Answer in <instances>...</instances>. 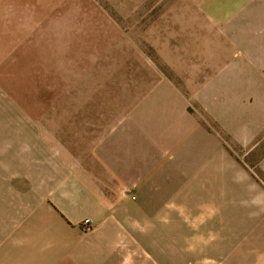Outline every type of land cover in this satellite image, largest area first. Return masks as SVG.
I'll list each match as a JSON object with an SVG mask.
<instances>
[{"label": "rangeland", "instance_id": "1", "mask_svg": "<svg viewBox=\"0 0 264 264\" xmlns=\"http://www.w3.org/2000/svg\"><path fill=\"white\" fill-rule=\"evenodd\" d=\"M0 51L4 165L30 147L70 160L135 108L182 134L175 108H234L223 121L254 135L220 137L245 177L225 184L223 208L176 209L145 236L144 264H264V0H0Z\"/></svg>", "mask_w": 264, "mask_h": 264}, {"label": "crops", "instance_id": "2", "mask_svg": "<svg viewBox=\"0 0 264 264\" xmlns=\"http://www.w3.org/2000/svg\"><path fill=\"white\" fill-rule=\"evenodd\" d=\"M232 109L175 108L189 123L182 134L162 122L149 126L145 110L135 108L102 134L95 130L70 160L62 148L48 160L47 148L30 147L22 162H0V264H144L145 236L159 238L160 225H174L176 209L223 208L225 184L245 177L220 132L245 143L255 131L223 121ZM170 187L177 196L161 210L156 199Z\"/></svg>", "mask_w": 264, "mask_h": 264}, {"label": "built area", "instance_id": "3", "mask_svg": "<svg viewBox=\"0 0 264 264\" xmlns=\"http://www.w3.org/2000/svg\"><path fill=\"white\" fill-rule=\"evenodd\" d=\"M82 230L89 231L93 227L92 221L89 218H84L80 224Z\"/></svg>", "mask_w": 264, "mask_h": 264}]
</instances>
